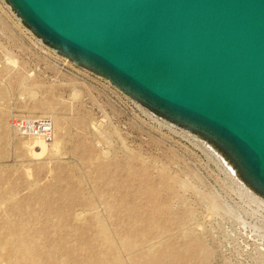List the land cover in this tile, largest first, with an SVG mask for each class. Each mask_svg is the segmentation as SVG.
Masks as SVG:
<instances>
[{
	"label": "rangeland",
	"instance_id": "obj_1",
	"mask_svg": "<svg viewBox=\"0 0 264 264\" xmlns=\"http://www.w3.org/2000/svg\"><path fill=\"white\" fill-rule=\"evenodd\" d=\"M15 17L0 0V264H264V207L209 148ZM41 117L56 151L13 125Z\"/></svg>",
	"mask_w": 264,
	"mask_h": 264
},
{
	"label": "water",
	"instance_id": "obj_2",
	"mask_svg": "<svg viewBox=\"0 0 264 264\" xmlns=\"http://www.w3.org/2000/svg\"><path fill=\"white\" fill-rule=\"evenodd\" d=\"M6 1L52 49L218 142L264 191V0Z\"/></svg>",
	"mask_w": 264,
	"mask_h": 264
},
{
	"label": "bare ground",
	"instance_id": "obj_3",
	"mask_svg": "<svg viewBox=\"0 0 264 264\" xmlns=\"http://www.w3.org/2000/svg\"><path fill=\"white\" fill-rule=\"evenodd\" d=\"M3 1L6 3V5L8 6L9 10L13 13V15L16 16L15 18H17L19 25L22 26L23 29L25 28L26 32L28 34H30L35 41H37L40 45H42L44 47H47V48L55 51L56 53H58L59 55L63 56L64 58L69 59L64 54L58 52L57 50L52 49V47H50L48 44H46L43 39L39 38L31 29H29L23 23V21L21 20V18L14 12L13 8L11 7V5L9 3H7L6 0H3ZM71 61H73V60H71ZM13 63H15V62L13 61ZM137 102H139V101H137ZM138 104L147 113H151L153 116L155 115V119L162 120L163 123H166L170 127H175V128L177 127V125H175V124H173L171 122H168V120H166L167 118L166 119L163 118V117L160 118L161 116L158 113H156L152 108L148 107L147 105H145V104H143L141 102H139ZM51 122H52L53 128L57 126L56 123L53 124V121H51ZM184 129L185 128H183V129H180L179 128V130H181L185 135L187 134V135L193 137L197 141V143H202L204 145V147L209 148V150L213 153V155H215V157L218 159V162L222 165V167L227 171V173L231 177H233L235 183H238L239 186L241 187V189L245 193H247L248 197L253 202L257 203L259 206L264 207V191H262L255 184H253L249 179L246 178V176L243 173V171L240 168V166L236 163V161L230 155V153H228V151L224 149V147H222L215 140L211 139L210 137H208V136H206L204 134H201L198 131H194V130L189 129V128H188L189 130L188 129H185L184 130ZM31 138H35V139H31ZM31 138H30L31 143L29 142L31 144L30 146H40L42 152H44V151L47 150L46 149L47 148V146H46V143L47 142L45 140H43V139H41L39 137H31ZM54 140H55V128H54V138H53V140L51 142L52 143H55L54 144L55 146L53 148H54V151H56L59 148V146H58L59 144H57V141L58 140H55V141ZM259 209H260V207H259Z\"/></svg>",
	"mask_w": 264,
	"mask_h": 264
},
{
	"label": "built area",
	"instance_id": "obj_4",
	"mask_svg": "<svg viewBox=\"0 0 264 264\" xmlns=\"http://www.w3.org/2000/svg\"><path fill=\"white\" fill-rule=\"evenodd\" d=\"M13 125L16 130L25 136L39 137L46 142H51L54 138V128L48 118H30L15 120Z\"/></svg>",
	"mask_w": 264,
	"mask_h": 264
}]
</instances>
